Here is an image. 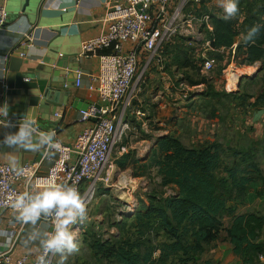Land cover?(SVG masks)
<instances>
[{"label": "rangeland", "instance_id": "374dc122", "mask_svg": "<svg viewBox=\"0 0 264 264\" xmlns=\"http://www.w3.org/2000/svg\"><path fill=\"white\" fill-rule=\"evenodd\" d=\"M251 1L254 0H248ZM188 11L193 20L189 23L184 19L180 33L162 48L151 69L167 77L166 81L156 77L153 82L157 85L168 83V91L156 88L154 94H164L155 99L157 109L152 118L148 119L150 111L131 122L112 149L102 174L103 182L96 184L92 198L85 202L86 219L71 228L79 251L64 256L57 253L52 264H107L99 260L94 242L116 241L133 234L131 221L126 218L136 211L139 199L146 200L145 195L167 197L173 194V187L160 186L155 169L145 177L134 178L131 175L133 166L121 170L114 164L127 152L134 158H147L156 137L162 133L173 134L189 148L220 144L224 149V165L236 173V178L246 176L254 181L244 198L236 201L240 207L238 213L250 212L253 208L254 212L264 211V61L247 64L236 55V47L230 54L212 52L206 47L209 30L199 19L201 16H225L218 0H202ZM261 18L264 20V16ZM182 52L191 60L190 68H177L172 61L179 54L182 57ZM201 55L215 58L212 72L201 74L198 62ZM144 81L146 73L139 81L136 96ZM190 81L197 85L190 86ZM215 92L227 94V98L216 100L213 98ZM239 155H245L260 169V179L252 169L242 165L245 159ZM219 176L227 178L225 173ZM85 188L86 185H82V190ZM228 246L218 241L215 247L207 249L203 260L210 264H232L228 256L226 260L222 258Z\"/></svg>", "mask_w": 264, "mask_h": 264}, {"label": "trees", "instance_id": "16d2710c", "mask_svg": "<svg viewBox=\"0 0 264 264\" xmlns=\"http://www.w3.org/2000/svg\"><path fill=\"white\" fill-rule=\"evenodd\" d=\"M238 9L235 19L210 15L212 31L207 40L216 50L230 49L238 41L235 53L243 62L264 61V0H238ZM254 25L260 26L255 42L244 44V34ZM180 55L172 59L176 67L190 68L192 62L186 52ZM198 62L201 64V60ZM189 84L196 86L197 82ZM213 98L220 100L227 94L215 92ZM223 154L218 143L189 148L169 133L155 139L144 160L134 158L131 152L117 158V168L133 166L134 178L145 177L155 169L160 186L174 190L171 196L149 194L145 201L139 199L136 211L126 218L134 233L116 241L94 242L99 260L107 264H210L202 256L221 240L230 246L240 264H259L264 257V243L260 241L264 216L258 212L238 213L228 206L242 200L254 181L246 176L236 178V173L224 165ZM239 156L245 159L240 160L242 165L260 179V169L245 155Z\"/></svg>", "mask_w": 264, "mask_h": 264}, {"label": "built area", "instance_id": "2783aa9c", "mask_svg": "<svg viewBox=\"0 0 264 264\" xmlns=\"http://www.w3.org/2000/svg\"><path fill=\"white\" fill-rule=\"evenodd\" d=\"M201 1L108 0L102 31L82 42L79 54L82 59L98 60V71L92 77L93 86L90 87L96 92L97 104L79 112L81 122H89V126L81 131L72 145L60 144V148L54 150L56 158L44 173L25 165L22 167L23 174L17 175L11 166L0 162V210L15 212L10 206L11 197L24 192L35 193L49 180L75 186L84 203L88 194L92 198L96 184L103 182L102 174L112 149L128 129L140 79L159 59L162 48L182 29L184 19L189 23L193 20L188 9ZM113 3L117 5L113 6ZM5 5L6 0H0V29L8 18ZM199 21L212 31L208 16H201ZM206 47L212 52L226 51L224 48L212 49L209 41ZM200 59L201 74L212 72L216 65L215 58L201 55ZM75 84H81L79 73ZM132 114L144 115L135 110ZM93 118L95 122H91ZM24 180L26 189L20 190ZM84 184L86 188L82 190ZM43 220L50 224L51 230L48 232H51L54 221L51 218ZM7 235L9 240L14 238L12 232ZM10 248L11 244L8 246ZM55 256L49 254L50 264ZM0 264H36V260L31 263L25 257L12 260L10 252L6 251L0 253Z\"/></svg>", "mask_w": 264, "mask_h": 264}, {"label": "crops", "instance_id": "0c3cea01", "mask_svg": "<svg viewBox=\"0 0 264 264\" xmlns=\"http://www.w3.org/2000/svg\"><path fill=\"white\" fill-rule=\"evenodd\" d=\"M107 4L108 0H28V3L25 0H7L8 18L5 26L0 29V105L5 103L9 105L4 91V84L9 73H25L28 77L41 76L50 71V63L64 57H68V61L71 62L72 56H77L75 60L78 61L77 74H80L81 84L76 86L74 82L69 90L68 100L70 103L75 101L79 109L71 108L68 105L63 117L56 116L59 124L52 129L43 130L38 127L35 121L39 131H55V139L62 145H72L81 131L89 126V122H81L79 112L90 105L97 104L96 92L90 87L93 86L92 77L98 71V60L95 58L82 59L79 54L81 43L96 37L102 31V20L108 9ZM112 5L116 6L117 4L113 3ZM237 43L234 44L235 47ZM20 49L24 50L25 56H14V52ZM228 51L233 52L234 48H230L224 53L227 54ZM154 64L156 61L153 62ZM153 65L146 72V82H143L142 89L139 88L137 98L133 101L128 125L139 117L132 114L133 110L141 111L143 114L151 111L148 118L150 120L155 109H157L154 106L157 105L155 99L164 94V92H160L159 95L154 94L156 88L168 91V83L154 84V78L160 77L166 81L167 77L162 72L158 75L156 71L151 70ZM60 80L64 81V77H60ZM67 91L63 89L62 93ZM15 111L14 107L11 108L10 106V114L13 115ZM10 122L12 127L0 126V140L3 139L5 133L17 131L19 121L12 120ZM36 134L38 135L39 132ZM166 134L162 133L157 137ZM12 152L17 156L21 167L33 166L38 173L46 172L56 158L55 153L50 154L46 149L33 153L23 149L13 150L0 145V162L11 166L9 153ZM40 154L42 156L37 159ZM144 159L145 157L140 160ZM25 182L26 180L19 187L20 190L26 189ZM252 196L251 198H253ZM228 206L234 207L237 211L240 208L236 202H231ZM254 210L253 208L250 212H254ZM260 213L264 216V211H260ZM16 216L15 212L0 210V253L9 251L12 260L25 257L29 263L34 262L41 249L38 241L29 240L33 226L18 221ZM35 228L41 232L51 230L50 224L43 218ZM9 232L14 234L12 240L8 238ZM260 241L264 243V226ZM10 244L11 248L8 249ZM224 253L222 258L226 260V256H228L229 259H232V264H240L239 260L232 254L230 246L226 248ZM259 264H264V257L260 258Z\"/></svg>", "mask_w": 264, "mask_h": 264}, {"label": "clouds", "instance_id": "9594fccd", "mask_svg": "<svg viewBox=\"0 0 264 264\" xmlns=\"http://www.w3.org/2000/svg\"><path fill=\"white\" fill-rule=\"evenodd\" d=\"M219 6L225 12V19H230L239 11L238 0H218ZM260 31L259 25L250 27L243 36L244 44H252ZM9 106L7 103L0 105V126L12 127L7 119ZM39 132L37 135L36 133ZM55 131H39L35 121L28 115L22 118L17 126V131L4 134L0 145L9 149H23L33 153L47 149L50 154L60 148L55 139ZM12 170L21 175L24 169L14 152L9 153ZM11 207L16 212L17 220L33 226L29 240L37 242L42 254L36 258V264H50L49 254H72L79 251L75 234L71 228L77 222H83L87 217L86 205L79 190L69 184L49 180L41 190L35 193L24 192L10 198ZM41 218H51L54 221L52 231L41 232L35 226ZM66 258V257H65Z\"/></svg>", "mask_w": 264, "mask_h": 264}, {"label": "water", "instance_id": "95a60500", "mask_svg": "<svg viewBox=\"0 0 264 264\" xmlns=\"http://www.w3.org/2000/svg\"><path fill=\"white\" fill-rule=\"evenodd\" d=\"M28 3V0H25ZM14 56H25L24 50H16ZM76 55L72 56V61L64 57L56 62L50 63V71L46 74L28 77L25 73L11 72L7 75L5 81V96L9 105L16 110L13 115L8 113L9 121H20L25 116H29L36 121L41 129H52L59 124L56 116L63 117L66 113L67 106L79 109L75 101L69 102V90L73 86L77 70L78 61ZM64 77V81L60 80ZM68 90L62 93V90ZM99 108V106H96ZM86 108L82 109L85 110ZM96 119H91L95 122ZM42 156L40 154L37 159Z\"/></svg>", "mask_w": 264, "mask_h": 264}, {"label": "bare ground", "instance_id": "6f19581e", "mask_svg": "<svg viewBox=\"0 0 264 264\" xmlns=\"http://www.w3.org/2000/svg\"><path fill=\"white\" fill-rule=\"evenodd\" d=\"M90 197H91V194H88V199H90Z\"/></svg>", "mask_w": 264, "mask_h": 264}]
</instances>
